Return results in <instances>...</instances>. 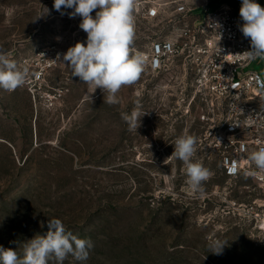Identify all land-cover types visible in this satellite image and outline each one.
Listing matches in <instances>:
<instances>
[{"label": "rangeland", "instance_id": "374dc122", "mask_svg": "<svg viewBox=\"0 0 264 264\" xmlns=\"http://www.w3.org/2000/svg\"><path fill=\"white\" fill-rule=\"evenodd\" d=\"M157 1L135 0L133 50L146 57L153 41L183 26L177 15L149 17ZM53 5L0 0V50L29 70L23 86L0 89V246L21 254L28 240L46 234L49 219H60L93 245L87 260L68 256L63 264H264V230L238 211L258 195L256 185L225 174L200 109L179 86L185 77L177 63L153 70L147 58L117 104L73 77L63 58L42 89L31 84L47 60L86 45L82 18ZM63 88L61 103L48 108L45 93ZM137 103L145 115L130 130L121 114ZM184 134L197 138L193 162L212 173L202 192L191 190L186 166L172 156ZM215 240L225 243L220 254L211 252Z\"/></svg>", "mask_w": 264, "mask_h": 264}, {"label": "built area", "instance_id": "2783aa9c", "mask_svg": "<svg viewBox=\"0 0 264 264\" xmlns=\"http://www.w3.org/2000/svg\"><path fill=\"white\" fill-rule=\"evenodd\" d=\"M256 2L264 7V0ZM241 3L158 0L148 8V16L177 15L183 26L153 41L147 58L153 70L168 71L174 63L183 69L185 79L179 86L190 90V104L200 109L199 119L207 126L206 137L221 153L225 174L233 179L249 178L258 190L252 202L240 204L238 211L254 218L264 230V172L246 159L264 147V59L249 61L243 54L251 50V44L240 31ZM58 55L61 61L60 52L34 72V87H44L46 75L59 62ZM65 91L46 92L47 107L60 104ZM234 166L235 173L231 171Z\"/></svg>", "mask_w": 264, "mask_h": 264}, {"label": "clouds", "instance_id": "9594fccd", "mask_svg": "<svg viewBox=\"0 0 264 264\" xmlns=\"http://www.w3.org/2000/svg\"><path fill=\"white\" fill-rule=\"evenodd\" d=\"M53 6L57 11L62 7L74 9L70 16L79 15L82 18L79 27L87 34L86 45L77 42L70 47L63 54L61 63L70 68L73 77H79L94 91L100 88L104 92V102L119 103V90L136 82L148 64L144 54L133 50L135 0H54ZM97 9L94 18L91 13ZM239 15L243 20L240 31L245 38H250L251 44V50L243 54L249 61L264 59V7L256 0H242ZM28 75L27 67L21 68L0 50V89L15 91L26 83ZM121 115L130 130H137L140 118L145 114H141L137 103L131 113ZM196 145L195 136L181 135L175 141L172 156L186 166L187 183L191 190L202 192V182L207 181L212 173L201 163L193 162ZM246 159L264 172V147L252 151ZM231 171L235 173L237 168L234 166ZM47 227L46 234L28 240L21 254L0 246V264H48L53 258L57 264H63L68 256L77 261L88 259L93 247L90 240L78 238L66 231L60 219H49ZM224 245L219 240L213 241L211 252L220 254Z\"/></svg>", "mask_w": 264, "mask_h": 264}]
</instances>
